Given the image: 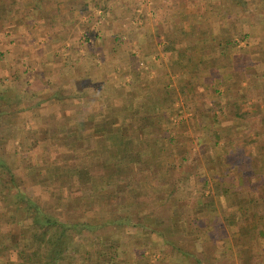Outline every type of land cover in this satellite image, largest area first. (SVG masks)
Segmentation results:
<instances>
[{"label":"rangeland","instance_id":"374dc122","mask_svg":"<svg viewBox=\"0 0 264 264\" xmlns=\"http://www.w3.org/2000/svg\"><path fill=\"white\" fill-rule=\"evenodd\" d=\"M51 1L7 0V11H3V16H1L2 12H0V19H8L10 24L14 25L24 23L29 27L27 29L29 35L23 32L20 34V39H23L19 41L22 47L25 40L26 45L30 44V42L32 45H37V39L34 37L36 32L41 27H49L51 19L48 20L49 17L47 16ZM120 1L126 6L123 9L126 13L119 17L121 20L120 25L122 24L121 27L123 29L121 31H125L126 23H129L131 17H133V15L129 14L135 11L137 1ZM250 2L251 8L248 9L247 16H250V21L259 17L261 20L257 24L262 29L256 30L257 24L252 23L245 29L243 24L240 22L236 23L234 27L236 31L231 36L235 44L234 47L238 51L248 47L249 52L248 55L244 52L243 57L242 54L238 53L239 56L236 59L235 66H240L244 62H251L252 64V58L250 61L248 57L250 55L252 57V53L256 54L257 48L261 47L262 44H259V40L255 36L260 37L264 34V0H250ZM190 3H192L194 11L195 9H202V13H205L206 8L200 7L194 0H190ZM252 4L261 5L259 10L261 12H257ZM34 7H37L35 9L36 14L41 9H44L45 13L42 18L45 21H43L42 26L37 25L30 28L28 23L32 25L35 20L33 17L34 13H32ZM171 7L173 8L174 6ZM190 10L193 16L189 15L190 13L185 10L184 13L182 12L176 17L183 20L187 19L193 23L194 16L198 15V13H194L193 9ZM193 26L199 27L200 25L193 24ZM208 27L209 24L205 27L207 31H209ZM33 31L36 32L34 33ZM41 31L44 32L45 30L41 29ZM117 38L121 39V36ZM16 40H19V35L16 39L14 37L7 38L9 44L13 43L15 47L17 45ZM262 42L264 43L263 40ZM116 44H118L119 48L127 51V56L122 61L123 69L128 66L131 67V63L134 65L135 59L131 56L130 50L124 47L122 40L116 41ZM132 50L134 51V47ZM187 52L190 54L188 49ZM191 57L193 56L177 58L176 61L180 69L171 71V82H169L170 84L173 83L172 76H174L173 79H175L176 85L173 84V89L167 90L166 93L162 94V97L166 99L157 107L159 120L164 126L158 132L152 125L151 129L156 132L157 136L149 137V139L147 137L148 140L159 139L155 146L158 145L159 147L162 144L166 146L167 150L165 154H162V157L167 156V159H169L167 163L169 164L170 174L161 181H159L158 177L151 176L153 178L151 183L153 184H147V190L144 191H142L143 181H138L139 189L133 194L123 191V189H118V186H116L113 193V184L106 185V181L101 182L100 180L99 183L97 182L99 180H96L98 187L106 188L109 186V190H105L107 194L104 193L105 196L102 195L100 201H97L95 205L90 203V201L84 200H76L73 205L74 199L79 197V191L82 190L79 181L74 180L76 181L74 183L70 180L69 183L73 184L69 187L66 182H57L55 175L48 177V174L50 170L55 168V165H59L58 170L62 172L60 174V176L62 175L61 179L66 180V176L63 174L70 171L73 163L78 164L81 162L78 160L74 161L73 158L69 157V153L67 156L59 157V152L41 149L43 146L39 143L40 136L46 140L45 136L42 135L46 127H40V125L37 127L38 129L34 128L32 126L33 123L41 121V118L35 120L33 112L26 113L20 107V105L24 106V104L32 105L30 101L35 96L30 88L31 82L26 75L18 71L10 72L16 57L10 60L8 72V67L5 68L4 66L6 63L4 65L1 63L3 55L0 51V160L5 167L8 166L10 168L9 170L0 171V179L2 180L0 182V264H41V259H47L46 261L48 262L53 259L52 261L55 264H98L97 259H101V253L106 251L107 254L104 259H113L115 256L114 259H116L117 264H125L126 259H130V262L126 264H209L207 259L213 258V253L217 254V259H232L228 264H241L233 262L236 259L249 260L245 262H251L250 260L253 259H262L264 250V215L260 214L259 211L264 208V179L260 178L261 181L255 183H238L237 180L235 182L225 181L228 177L230 179L234 178L232 177L234 176V172L231 171L232 167H229L228 164L233 163L227 160L228 166L225 168L218 163V160L220 158L222 160V155H224L221 148L232 149L234 145H237L235 142V140H238L237 136L241 139V135L244 136L246 134V132H241L242 130H237L236 134L233 133L232 125L229 126V123L227 124L228 121L224 118L229 108L227 103L221 101H223L224 95L226 96L225 101H231L235 96L224 93L223 87H217L214 89L215 91L208 89V87L206 89L194 88L193 76L196 72L191 68L192 65L188 64L191 61ZM223 58H226V56H223ZM221 60L223 62L226 61L224 59ZM125 71L127 70H123V72ZM126 76L128 75L124 73L123 78ZM146 77L144 74L143 78L146 79ZM127 84L130 85L129 82ZM141 90L150 94V88L146 83H144ZM210 90L213 91L211 92ZM47 91L53 92L55 89L49 87ZM70 91L71 89L66 87L63 88L62 93L66 95ZM102 91V89H99V94L103 93ZM92 92L94 91L91 90ZM160 92L161 89L156 90V94ZM210 94H216V96L212 98ZM158 97L161 96L159 95ZM141 101L139 98L136 100L137 104H142ZM250 101L251 104L254 103L253 100ZM98 105L100 106L101 104ZM143 106L148 109L146 105ZM204 109L209 110V112L212 111L213 115L217 114V116L223 117L222 122L226 123L223 127L224 130L219 129L218 132L216 129L211 135L208 129L206 133L202 134V132L199 134L200 130L193 131L192 126L189 128V123L196 125L195 117ZM249 113V115L241 118L244 124L246 123L245 129L257 131L261 127L259 123H264V109L261 107L258 111L256 108L251 107ZM244 124L242 126L239 124L238 127L242 128L245 126ZM248 139H245L250 145V152L246 156V171L251 173L252 169H256L255 165L258 164V156L256 157L255 155L262 154L261 152L264 151H258L253 147L254 144L251 139L255 138H252V135L250 136L249 134ZM182 142H184V146ZM138 147V144L133 145L134 149ZM158 147H155L156 150L154 149V151H157ZM211 153L215 155L212 163L210 161ZM102 154L97 151V153L95 152L86 158V162L92 164L87 167L93 171L90 174L95 175L102 172L111 174L110 172L114 169L115 163L106 164L103 168L101 166L99 168L95 167L99 166L97 161L101 159ZM249 154L254 155V157L252 158ZM158 160L155 159V161ZM208 161L210 162L207 163ZM138 164L146 165V161L142 160V163L139 162ZM157 164L158 166L161 165L159 161ZM153 165L152 170L156 168ZM241 171H243V168ZM142 172L144 174H142V179L140 180H145L144 178L149 177L147 169ZM160 173H158V176H160ZM10 174L15 176L13 183L9 181L11 179ZM213 177L217 178L218 181L213 182ZM50 181L56 184V190L59 194L56 192L52 193L55 187L53 188V184ZM161 182L164 185L163 190L167 191L164 196L169 197L168 201H170V197H173L171 201L173 218L170 219V215L168 217V213H164L165 223H167L169 228V230H166L168 233H165V235L160 234L164 230V225L157 218H147L145 227L143 225L135 226L133 222L134 220L137 221L138 216L134 212L129 214L130 211H135L148 202H157L155 200L156 196L153 195L159 194L155 190L159 188L158 185H161ZM12 184H17V187L24 194L38 202L45 214L54 215L59 220H65L69 224L77 223L76 220L85 217L86 220H90L88 223L91 224L85 227L79 226L76 229H67L66 227L61 231L53 229L47 239L54 237V244L45 242L41 249H38L40 242L38 239H34L35 237L31 234L32 230H30L31 218L29 210L25 209L24 204L17 202L18 193L13 187H9ZM86 184L88 185L89 182L86 181ZM170 190H173V195L171 196L168 194ZM217 191L220 196L216 195ZM128 196L130 201L126 200ZM125 201H129V204H123ZM153 207V215H162L157 210L158 206L153 204ZM117 215L118 217H123L124 221H122L123 219L113 221L112 219L118 218ZM139 221H142L141 217ZM230 221H233L231 225H229ZM205 228L208 230L214 229L218 231V234L220 233L217 241L219 240L218 246H224L223 248L217 249L218 246H216L211 253L206 247L203 248L206 244L211 243L210 240L206 239L199 241V234L208 233V231L205 232ZM225 234L226 241L221 236ZM194 237H196L195 240H193ZM229 239L234 241V256L229 249L227 251L225 248ZM51 249L53 250L52 253H50ZM46 250L50 253L49 257L46 255ZM229 256L232 258H227ZM58 259L64 260L59 262ZM250 264H255V262Z\"/></svg>","mask_w":264,"mask_h":264},{"label":"crops","instance_id":"0c3cea01","mask_svg":"<svg viewBox=\"0 0 264 264\" xmlns=\"http://www.w3.org/2000/svg\"><path fill=\"white\" fill-rule=\"evenodd\" d=\"M136 1L135 11L129 14L133 15V17H131L129 23H126L125 31H121L123 29L121 27L122 24L120 25L121 20L119 17L126 13V11H123L126 6L120 0L102 2L98 0H52L47 16L49 17L48 20L51 19L49 27H41L39 31H33L34 33L36 32L34 37L37 39V45H32L31 42L26 45L25 40L23 47L19 42L23 40L20 39V34L23 32L29 35L27 33L28 25L24 23L14 25L10 24L8 19H0V51L3 55L1 63L2 65L6 63L7 65H4L6 68L9 66L10 60L16 57L10 72L18 71L26 75L31 82L30 88L35 96L30 101L32 105L24 104V106L20 105V107L26 113L33 112L35 120L41 118V121L35 122L36 124L33 123L32 126L34 128L40 125V127H46V129L43 128L44 134H42L46 140L40 136L39 143L43 146L41 149L59 152V157L67 156L70 151H77L75 156L72 157L73 160L80 161L81 167L87 168L91 166L92 164L86 162V158L95 152H87H92V149H95L96 153L97 151H105L103 147L106 143H103L102 137L93 138L92 144L81 142L82 146L76 148L71 142H67L60 136L56 140H53L54 138H50V136L60 135V133L65 134L73 130H78L85 137L95 134V131L103 134L105 128L107 129V125L99 122L98 117L103 114L101 110L107 106L108 94L115 95L116 90L128 87L127 82L130 85L139 82L137 84H141L142 87L144 83L148 84L149 82L154 83L155 87L166 86L167 83L171 82V71L180 69L176 61L177 58L187 54V47L181 31L189 25L197 24L200 27L203 26L197 36L198 47L193 49V51L190 50L191 47L188 49L190 53L195 55L193 59L197 60L196 64L193 65V71L196 72L193 77L194 88L206 89L208 87V89L214 90L217 87H223L224 93L234 95L235 97L231 101H225V95L223 101H221L227 103L229 108L224 118L228 121L227 124L229 123V126L232 125L233 133L236 134L237 130L246 132L244 136L240 134L241 139L237 136L238 140H235L237 145H234L232 149L221 148L224 155H222V160H220L221 158L218 160L219 165L222 164L225 168L229 164V167H232L231 171L234 172V176H232L234 178L230 179L228 177L225 181L235 182L237 180L238 183H255L261 181L260 178L264 179V152L255 155L256 157L258 156V164L255 167L259 171L257 173H254V169H252L251 173L246 171V156L250 152V145L246 140L249 134L250 136L252 135V138H255L251 139L254 144L253 147L258 151H264V123H259L261 127L257 131H248L245 129L246 123L244 124L243 119H241L243 116L250 114L249 110L251 107L256 108L258 111L261 107L264 109V43L262 42V40L264 41V34L260 37L255 36L259 40V44H262L261 47L257 48L256 54L252 53V57L251 55L248 57L250 61L252 58V64L251 62H244L240 66H235L236 59L239 54H242L243 57L244 52L248 55L249 48H243L241 51L236 50L231 38L232 33L236 31L234 29L236 23L240 22L247 29L250 23L257 24L261 20L259 17L252 21L249 20L250 16H247V14L248 9L251 8L250 0H194L198 3L197 5L206 8L205 13H202V9H195L194 11L190 0ZM252 5L257 12H261L259 11L261 5ZM7 6V0H0L1 16H3L4 10L7 11ZM171 6L174 7L172 8ZM36 8L32 9L35 20L32 25L28 23L30 28L37 25L42 26L43 21H45L42 18L45 13L44 9H41L36 14ZM190 9H193L194 13H198V15L194 16L193 23L187 19L183 20L176 17L180 13H184L185 10L189 13L192 12ZM189 15L193 16V13ZM207 24H209V31L205 28ZM255 28L256 30L262 29L258 24ZM41 29L45 31L42 32ZM241 32L243 31L241 30ZM18 35L17 45L15 47L13 43H10L12 47L7 38L14 37L16 39ZM118 36H121V39L117 38ZM120 40H122L124 47L130 50L131 56L135 59L134 65L131 63V67L128 66L125 69H123L122 61L126 58L127 51L119 48L118 44H116V41ZM133 47L134 51L132 50ZM223 56H226V58H223ZM221 59L226 61L223 62ZM123 70L127 71L123 72ZM7 71L9 72V67ZM124 73L128 75L125 78H123ZM144 74L147 76L146 79L143 78ZM173 77L172 84H175ZM49 87L55 89V91L48 92L47 89ZM66 87L70 88L71 91L64 95L62 91ZM99 89H102L103 93L99 94ZM91 90L94 92L91 93ZM213 90L210 91L212 92ZM210 96L214 98L216 94H210ZM250 100H253L254 103L251 104ZM98 104L104 105V107ZM242 109L245 111L243 112ZM247 109L249 110L246 111ZM198 114L195 117L196 125L194 126L193 123L188 124L190 125L189 128L192 126L193 131L200 130L199 134L202 132L204 134L208 129L212 135L214 130L217 129L219 132V129H224L223 127L226 123L222 122L223 117H219L217 114L213 115L212 111L209 112L206 109ZM85 117H87L86 120L89 123H83ZM216 119H219V121ZM51 124L54 129L50 128ZM239 124L241 126L244 124L245 126L239 128ZM98 135L101 134L99 133ZM153 140L157 141L159 139L153 138ZM115 143H111V145L117 147L118 145ZM182 144L184 146V142ZM155 147H158V145L154 146V149ZM250 156L254 157V155ZM227 160L233 164H227ZM236 161L237 163H235ZM97 162L99 166L95 167L98 168L100 166L103 168L106 164L115 163L114 169L110 172L111 174L102 172L106 177L120 172L117 165L122 162L116 163L113 159H103L102 157ZM73 166H75L74 163ZM153 166L156 168L152 170V166L147 163L146 165H141L128 162L124 166H120V168L129 169L133 177L140 179H142V174H144L142 171L147 169L149 177L144 178L145 180H140V182L143 181L144 183L147 181L149 184H153L151 183L153 181L151 176H156L161 181L170 174L169 172L164 175V171L167 169L170 171L168 163L160 166L154 163ZM242 168L243 171H241ZM158 171L161 172L160 176H158ZM122 176H125V172H122ZM217 181V178L213 177V182ZM116 186H118V189H123V191H127L130 194L135 192L132 189H128L124 182H117L112 186L114 188L113 193ZM107 189L109 190V186L103 187L104 193L107 192L105 191ZM161 195L163 194L161 193ZM216 195L220 196V193L217 191ZM153 196L158 198L160 193ZM126 200H129V196ZM129 201H125L123 204L128 205ZM259 212L264 215V208ZM231 222L233 221H230L229 225L232 224ZM206 231L208 233L204 235L199 234V241L203 239L210 240L211 243L206 244L203 248L206 247L211 253L212 249L218 246L219 240L217 241V238L220 233L218 234V231L214 229L208 230L205 228ZM221 236L225 241L227 240L226 234ZM233 242V239H229L225 248L227 251L229 249L234 256L233 250L235 247ZM223 247L218 246L217 249ZM212 256L213 258L207 259L209 264H228L232 261V259H217V254L215 253ZM262 256V259L250 261L255 262V264H264V250ZM227 258L232 257L229 256ZM245 261L249 260L236 259L233 262L242 264ZM251 262H245L244 264H250Z\"/></svg>","mask_w":264,"mask_h":264},{"label":"trees","instance_id":"16d2710c","mask_svg":"<svg viewBox=\"0 0 264 264\" xmlns=\"http://www.w3.org/2000/svg\"><path fill=\"white\" fill-rule=\"evenodd\" d=\"M200 29H202V27L189 25L187 28L181 31V34L183 35L182 38L184 39V43L186 44L187 49H190L191 47L190 50L193 51V49L198 47V41H197L198 37L197 36L199 35V31L201 32ZM192 35L193 37H191ZM190 55H192L193 57L195 56L193 53L188 54L187 52V54H184L181 57L186 58ZM193 57H191V61L190 63H188L189 65L190 64L192 65L191 68H193V65L196 64L195 62H197V60L193 59ZM187 77L190 79L189 76ZM137 83L139 82H136L134 85L131 84L126 88H122L121 90H116L115 95L108 94L109 97L107 98L108 100L107 106H105L104 109L101 110L103 114H101L100 117H98L99 118L98 120H100L99 122L107 125V129L105 128V131L103 134L99 131H95V134L85 137V135L82 133H79L78 130L71 131L72 135H71V132H66L65 134L60 133V135L51 134L52 136H50V138H55L54 140H56L58 139L57 137L60 136V138L66 140L67 142H71L76 148L81 147L82 143L86 144V142H88L89 144H92V139L97 136L102 137L103 143H106V145H104L103 147L105 151H100L101 154L103 153L102 158L103 159L105 158L113 159L116 163L122 162L119 165H117L120 172L114 175H111L112 177L111 176L106 177L104 176L103 173L92 175L90 174V172H93V171L90 168L81 167L79 163L74 164L75 166H73L68 173H65L66 175L63 174L64 176H66V180L61 179L62 175L60 176V174L62 172L58 170L59 165H55L54 166L55 168L50 170L48 177H51V176L53 177L55 175L56 176L55 178H57V182H60V183L66 182L69 187H71L73 184V183L71 184L69 183L70 180H72V182L74 183H76V181L77 182L79 181V184H81L82 186V190L79 191L80 195L78 198L74 199L73 205L76 200L90 201V203H92L93 205H95L97 201H100L101 196L104 195L103 187H100V186L98 187L97 185L98 184L97 182L100 183V180L101 182L106 181L107 184H116L117 182H124L125 186L128 189H132L133 191L136 192L140 186L138 183V181L140 182V178H137L135 176L133 177L129 169L120 168V166H124L128 162H135L137 164L139 162L142 163V160H145L146 163L149 164L150 166H152L156 162L158 163V161L161 163V165L167 164L169 160L167 159L168 157L167 156L162 157V154H165L167 150L166 146L162 144V146L158 147L157 151H154V146L156 145L157 141L153 139H150V140L148 139L149 137H153L156 135L155 132L152 131L151 129L152 125H153V128H156L158 132L160 129H162V126H164L163 123H161V121L159 120L157 107L164 101V99H166L162 97L163 96L162 94L166 93L167 90L173 89L174 86H172L173 84L167 83L166 86H163L164 88L155 87L154 83L149 82L146 85L150 88V94H151L150 95L149 93L141 90L142 85L141 84L139 85ZM159 89H161V92L159 94H156V90H159ZM159 95L161 97H158ZM138 98L139 100H142L141 101L142 104H139V103L137 104L136 100H138ZM149 101H152V102H149ZM143 105H146L148 109H146ZM89 116H93V115H89ZM86 119L87 117L83 119L84 120L83 123H89ZM216 120L219 121V119H216ZM50 128L51 129L53 128L52 124ZM99 133L101 135H98ZM111 143H115L118 146L113 147ZM134 144H138L139 147L134 149L133 148ZM69 147L71 148L70 145ZM92 150H93L92 152H87V153L96 152L95 149H92ZM76 152L77 151H70L69 157L71 158L74 157ZM210 157H211L210 161L212 163L214 161L213 158L215 157V155L211 153ZM155 159H159V160L155 162ZM210 161H208L207 163H209ZM6 169L9 170L10 168L8 166L5 167L2 161L0 160V171L6 170ZM64 169L68 170L66 168ZM161 171H162V167H161ZM258 171L259 170L254 169V173H257ZM122 172H125V176H122ZM168 173H169L168 169L164 171V175H167ZM10 175H11V179H9V181L10 183H13V181H15L14 180L15 176L13 174H10ZM96 180H99V181L96 182ZM86 181L89 182L88 185L86 184ZM0 182H2L1 179H0ZM52 184H53V188L55 187L52 193L56 192L57 194H59V192L56 190V184L54 183ZM147 184H149V182L147 181L143 183L142 191L147 190ZM12 185H10L9 187H13L16 190V193H18L17 202L18 203L21 202L22 204H24L25 209L29 210L30 218H31L30 230H32L31 234L33 237H35L34 239H38V241L40 242L38 244V249H41V246L45 242L54 244V239H53L54 237L47 239V236H49L50 232L53 229H55L56 231H61L62 229H65L66 227L67 229L69 228L76 229L79 226L85 227L86 225L91 224V223H88L90 220L89 221L86 220L85 217H83L82 219H79L80 221L76 220L77 223L69 224L65 220L64 221L59 220L58 217L54 215L52 216V215H49L48 213L45 214L43 212L42 207L40 206L38 202H36L32 198H29L27 194H24L17 187L18 186L17 184L13 186ZM158 187L159 188L155 190L160 193V196L158 198H155L157 202H154V203L148 202L147 204H144L140 208L136 209L135 211L134 210L130 211L129 214L132 212L137 214L138 216L137 221L134 220L133 222L135 226L143 225L145 227L146 226L145 220L147 218L148 219L157 218L164 225L163 227L164 230L160 234L165 235V233H168L166 232V230H169V228L167 227L168 226L167 223H165L164 213H168V217L170 215V219L173 218L172 217L173 214H171V206H172L171 201L173 197H170V201H168L169 197H167L166 195L164 196V194H166L167 191L163 190L164 185H162V182H161V185H158ZM173 190L168 191L169 196L173 195L172 194ZM161 193L163 195H161ZM153 204L159 207L157 210H159L160 211L159 214H162V215L160 216L153 215V211H154ZM140 217L142 221H139ZM122 219L123 217H118L117 219H112V220L119 221ZM122 221H124V219ZM52 249L50 253H52L53 251ZM106 252L101 253V259H97L98 264H103V262H105V264H117L116 259H114L115 256L114 258L111 256L113 259H108V258L104 259L105 255L107 254ZM46 253H47L46 254L47 257H49L50 256L49 251H47ZM60 258H64V257H60ZM46 260L47 259H41V264H55L52 261L53 259L50 262ZM58 260L59 262H62L64 259H58ZM124 260H122V262H124ZM126 260L124 262L125 264L130 262V259H126Z\"/></svg>","mask_w":264,"mask_h":264}]
</instances>
